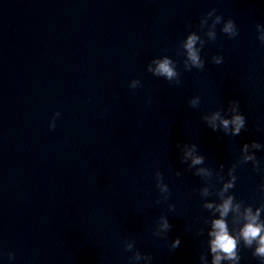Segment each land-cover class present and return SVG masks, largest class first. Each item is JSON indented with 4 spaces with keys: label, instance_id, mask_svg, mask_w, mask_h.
Here are the masks:
<instances>
[{
    "label": "clouds",
    "instance_id": "obj_1",
    "mask_svg": "<svg viewBox=\"0 0 264 264\" xmlns=\"http://www.w3.org/2000/svg\"><path fill=\"white\" fill-rule=\"evenodd\" d=\"M217 25H222L220 31L227 35L228 38H235L239 34V30L231 18L225 20L220 14H217L215 8L209 10L201 19L198 25L199 33L191 31L180 44L179 55L184 56L183 66L186 71L192 69L203 70L205 61L201 56V51L206 42H215L217 40ZM189 28L191 25L188 26ZM257 39L264 45V24L257 23L255 25ZM207 38V41L204 39ZM214 64L223 63L221 55L212 57ZM147 71L156 77H163L169 82L180 83V73L177 70V62L168 55L159 58H153L147 65ZM141 84L140 80L133 79L129 83V88L135 91ZM147 103H151L149 97ZM188 104L192 108H196L200 104V97L194 96L189 99ZM60 116V112H56L49 123V129L56 128V117ZM205 124L212 131H222L226 136H238L242 130H246V118L241 113L240 103L238 100H230L226 108H219L215 111L208 112L202 116ZM176 147L180 150L183 162H189L188 168L194 169V174L204 181L203 186L199 189V195L203 200L202 207L209 211L210 216L205 218V223L210 225L207 236L208 252L201 253L199 257L200 264H240V247L252 249V255L259 258L260 264H264V200L258 207L253 208L252 205L245 204L242 200H237L230 192L235 187L237 176L236 169L240 164L252 163L253 171H261V161L257 159L256 151L264 149V144L255 140L251 143H244L240 148L239 159L228 168L227 179L223 175L224 164L219 165V169L214 171L211 167H197L205 165V157L199 153L198 146L195 143H177ZM181 173L176 172L179 176ZM215 178V182L213 180ZM156 187L159 190L163 201L167 202L171 189L164 182L163 173L156 171L154 173ZM217 183L222 186L217 188ZM215 189V193L213 190ZM261 194L264 196V184L260 186ZM215 194L217 200H208L207 197ZM161 201H156L159 204ZM169 211L175 210L174 204H168ZM229 216H231V227L229 225ZM171 224L165 215H161L153 231V235L159 238H166L167 233L171 230ZM204 229L200 228L198 234H203ZM179 237L173 239L168 245L170 250H175L180 246ZM126 252L133 255L129 258L133 264H151L152 256L150 254L141 253L135 248V240H127L123 244ZM2 254V253H0ZM211 256L209 262L208 256ZM8 260L15 259L13 253H7Z\"/></svg>",
    "mask_w": 264,
    "mask_h": 264
}]
</instances>
